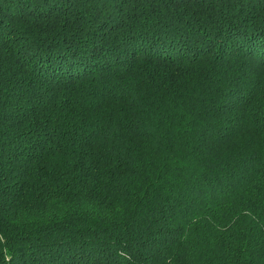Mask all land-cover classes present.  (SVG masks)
<instances>
[{"label": "trees", "instance_id": "1", "mask_svg": "<svg viewBox=\"0 0 264 264\" xmlns=\"http://www.w3.org/2000/svg\"><path fill=\"white\" fill-rule=\"evenodd\" d=\"M0 264H264V0H0Z\"/></svg>", "mask_w": 264, "mask_h": 264}]
</instances>
